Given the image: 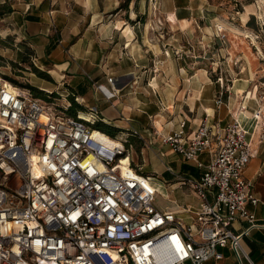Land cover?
Listing matches in <instances>:
<instances>
[{
	"label": "built area",
	"instance_id": "2783aa9c",
	"mask_svg": "<svg viewBox=\"0 0 264 264\" xmlns=\"http://www.w3.org/2000/svg\"><path fill=\"white\" fill-rule=\"evenodd\" d=\"M256 19L264 32V18ZM253 46L261 66L223 128L203 120L187 133L181 122L160 137L203 169L183 181L199 200L195 209L154 205L156 188L131 163L126 139L93 128L97 107L66 116L0 79V264H204L222 257L218 247L238 253L242 233L230 226L255 223L247 204L258 199L243 173L254 155L251 138H264V42L262 50ZM250 101L253 127L246 130L238 115ZM204 153L207 163L199 159ZM180 213H191L190 221Z\"/></svg>",
	"mask_w": 264,
	"mask_h": 264
},
{
	"label": "crops",
	"instance_id": "0c3cea01",
	"mask_svg": "<svg viewBox=\"0 0 264 264\" xmlns=\"http://www.w3.org/2000/svg\"><path fill=\"white\" fill-rule=\"evenodd\" d=\"M118 2L18 0L8 22V30L13 29V33L8 39L0 33V47H15L19 51L18 46L28 47L40 68L62 79L77 95L94 98L92 106L98 108L102 120L127 131L125 139L135 133L150 142L159 141L181 122H185L187 133L203 120L216 129L223 128L238 110L239 95L251 87L252 69L256 71L261 66L257 62L259 55L254 56L257 61L253 68L248 65L239 72H220L216 78L205 69L203 73L195 72L189 64H181L179 59H184L183 55L175 56L173 67L168 70L165 64L171 61L165 52L176 50L177 54L183 45L180 39L203 30L196 23L201 18V5L196 0H166L169 8L164 13L160 11L167 17V25L163 26L135 19L134 11L127 13V19L118 9ZM254 42L251 41L252 46ZM183 54L189 57V48ZM108 77L113 81L109 82ZM220 91H224L223 104L218 106ZM254 108L255 105L248 107L246 114ZM251 145L254 155L243 174L258 199L255 204H247L255 223L250 226L241 219L233 221L231 230L242 233L241 249L237 253L229 246L218 247L222 257L204 264H264V138L260 141L254 135ZM156 149L163 158L162 177L168 195L174 194L165 209H195L199 200L183 181L199 178L203 169L183 161L168 145L160 144ZM199 159L207 163L209 157L204 153ZM208 198L212 200L211 193ZM181 215L186 222L192 216Z\"/></svg>",
	"mask_w": 264,
	"mask_h": 264
},
{
	"label": "rangeland",
	"instance_id": "374dc122",
	"mask_svg": "<svg viewBox=\"0 0 264 264\" xmlns=\"http://www.w3.org/2000/svg\"><path fill=\"white\" fill-rule=\"evenodd\" d=\"M196 1L201 5L199 12L201 18H197L196 23L203 26V30H197L194 34H190L191 36L180 39L183 45L178 48L179 50L177 49V54H174L176 50H174V53L170 52L169 54L165 52V57L168 56L171 61V63L165 64V68L171 70L175 56L179 55L184 57L182 60L179 59L181 64L185 66L189 64L195 72L203 73L205 69L214 78L219 76L220 72H223V75L225 74L224 71L229 70L233 73L239 72L248 65L253 68L255 61H257L254 56L259 55V53L251 45V41H256V43L254 42L255 45L259 49H263L264 32L259 31L258 23H260V20H257L256 17L264 18V0ZM17 4L18 0H0V12L6 11L4 5H10L13 9V6L16 7ZM117 5L127 19V13L134 11L136 17H133L143 23L167 25L166 15L160 14V11L164 13L169 8L166 0H119ZM12 11L0 15V33L6 35L5 38L7 39L10 33H13V29H11V32L8 30V28H11L8 22L12 20ZM245 17H249V20H246ZM257 21L259 22L257 23ZM218 30L222 31L218 32ZM257 32H259V37L255 38ZM163 34L166 36L167 33ZM187 39L189 42H187ZM19 44L21 42H18ZM18 47L21 51L16 50L15 47H0V79L6 80L16 87L27 89L35 87L40 91L41 100H44L54 110L66 116H71L66 110L71 104V98L72 101L82 106L80 110H77L76 115L78 111H85L88 107L95 105L94 98H83L77 95L62 79L58 80L45 68H40L41 65L37 61H33V53L28 47ZM188 48L190 54H188L189 57H186V54L183 53L184 51L187 53ZM257 62L260 64L261 61L258 59ZM35 69L45 71L50 78L39 74ZM252 70L255 72L254 69ZM254 105L255 102L251 101L249 107ZM100 118L101 120L104 119L103 116H100ZM113 131L114 137L125 139L124 132L127 131L118 128H113ZM128 138L126 139L129 142L125 143V148L130 154L131 163L140 168L142 173L150 175V182L156 188L154 205L160 210L165 209L166 206L171 204V197L174 194L168 195L169 189L164 177H162L164 176V166H161L163 158L161 159L156 149L161 144L160 140L150 142L149 139L140 138L135 133H132ZM181 214L183 213L179 215Z\"/></svg>",
	"mask_w": 264,
	"mask_h": 264
},
{
	"label": "trees",
	"instance_id": "16d2710c",
	"mask_svg": "<svg viewBox=\"0 0 264 264\" xmlns=\"http://www.w3.org/2000/svg\"><path fill=\"white\" fill-rule=\"evenodd\" d=\"M3 7L6 9V11H4V12H0V15H3L4 13L11 12V11L13 10V9L11 8L10 5H4ZM35 70H36L39 74H41V75H43V76H45V77H47V78H50L49 75H48V73H46L45 71H38L37 69H35ZM9 80H11L12 82H15V81L12 80V79H9ZM67 86H68V85H67ZM29 88L32 90V94H33L34 97L40 98V95H39L40 91H38L35 87H29ZM69 88L75 92L74 89H72L71 87H69ZM75 93H76V92H75ZM81 108H82V106H81V105H78L77 103H75L74 101H72V98H71V104L69 105V108L66 109V110H67V113H68L69 115H71V116H75L77 110H80ZM80 115H81V117H83L84 119H87V117H88L87 115H85V114H83V113H81ZM93 128H96V129L102 130V131H104L105 133H107V134H109V135H111V136H114L113 128H115V127H113L112 125H109L108 123H104L101 119L98 120V121L93 125ZM131 135H132V133H131ZM128 142H129V140L127 139L125 143H128Z\"/></svg>",
	"mask_w": 264,
	"mask_h": 264
},
{
	"label": "bare ground",
	"instance_id": "6f19581e",
	"mask_svg": "<svg viewBox=\"0 0 264 264\" xmlns=\"http://www.w3.org/2000/svg\"><path fill=\"white\" fill-rule=\"evenodd\" d=\"M243 94V92H242ZM251 92H249L246 96V98H249L251 96ZM244 97V95H243ZM238 119L241 123V125L247 130V129H251L253 127V122H251V118L244 112V111H240L239 115H238ZM126 161V160H125Z\"/></svg>",
	"mask_w": 264,
	"mask_h": 264
}]
</instances>
